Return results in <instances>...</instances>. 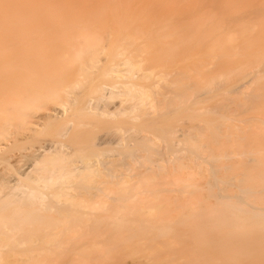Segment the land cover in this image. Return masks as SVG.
Wrapping results in <instances>:
<instances>
[{"label":"bare ground","instance_id":"bare-ground-1","mask_svg":"<svg viewBox=\"0 0 264 264\" xmlns=\"http://www.w3.org/2000/svg\"><path fill=\"white\" fill-rule=\"evenodd\" d=\"M0 264H264V0H0Z\"/></svg>","mask_w":264,"mask_h":264},{"label":"rangeland","instance_id":"rangeland-1","mask_svg":"<svg viewBox=\"0 0 264 264\" xmlns=\"http://www.w3.org/2000/svg\"><path fill=\"white\" fill-rule=\"evenodd\" d=\"M104 128H105V131H100V130H104ZM98 131L101 132V133H98V134L101 135L102 132H103V133H106L107 128L104 126V127L100 128ZM98 131H97V132H98ZM42 135H44V134H42ZM42 135H41L40 137H41V138L43 137V138H42V139L40 138V141L42 142V140H44V141H43L44 143L42 142L43 144H47V143H49L50 140L48 141V139H50V138H49V137L47 138V136H45L46 138H44V136H42ZM102 135H103V134H102ZM46 139H47V140H46ZM45 140L48 141V142H46ZM42 143L39 142V137H38V140H37L36 144H42ZM18 152H19V150L17 151V154H19ZM20 153H21V151H20ZM18 160H19V159H18ZM16 161H17V160L13 161V164H14V163L16 164ZM18 162H19V161H18ZM21 162L23 163V160L20 161V163H21ZM20 163H19V164H20ZM24 164H26L25 161H24V163H23L22 165H24ZM25 166H27V165H25Z\"/></svg>","mask_w":264,"mask_h":264}]
</instances>
